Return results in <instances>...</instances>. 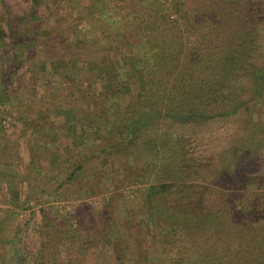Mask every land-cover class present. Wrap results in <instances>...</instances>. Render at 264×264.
<instances>
[{
	"label": "trees",
	"instance_id": "16d2710c",
	"mask_svg": "<svg viewBox=\"0 0 264 264\" xmlns=\"http://www.w3.org/2000/svg\"><path fill=\"white\" fill-rule=\"evenodd\" d=\"M25 1L29 14L20 17L0 0V23L10 32L0 25V77L8 64L7 85L24 67L30 88L43 81V110L69 139H45L43 150L47 142L56 147L45 170L59 174L55 189L83 183L77 199L91 195L88 181L96 176L89 164L104 159L110 185L137 186L142 196L130 202L127 220L134 216L139 235L119 232L132 251L128 264H264V199H254L264 193V0ZM53 82L67 88L45 87ZM4 92L7 104L20 109L31 100ZM214 106L224 110L212 114ZM236 117L245 142L235 153L225 151L214 170L195 130ZM186 130L192 131L187 141ZM1 142V159L19 161ZM17 190L9 184L14 201ZM50 228L39 253L29 255L20 226L13 233L0 228L6 249L0 264H73L47 255L63 239L58 223Z\"/></svg>",
	"mask_w": 264,
	"mask_h": 264
},
{
	"label": "rangeland",
	"instance_id": "374dc122",
	"mask_svg": "<svg viewBox=\"0 0 264 264\" xmlns=\"http://www.w3.org/2000/svg\"><path fill=\"white\" fill-rule=\"evenodd\" d=\"M4 1L7 6V12L11 15L21 17L29 14V3L25 0ZM44 16L45 13L43 14ZM0 25L6 36H9L10 32L7 30L6 25L3 22ZM15 38L21 39L20 36ZM4 39L8 44L11 42L7 37ZM35 52L38 53V49ZM46 52L49 54L50 49H47ZM6 70L12 71L13 68L8 64L2 65L0 117L4 121L1 125L0 139L7 143L10 150H14L11 151L13 156L18 152L21 161L20 159L19 161L14 159L11 164L4 158L1 159L3 150L1 149L2 145H0V228L3 231L5 230V232L13 233L20 226L24 231L21 245L22 252L29 255L39 253L43 242L52 236L50 227L58 223L62 227L63 232L60 236L63 239H60L61 241L57 244L53 243L50 248L46 249L47 255L48 253L59 254L68 262L72 259L73 264H128L126 258L132 255V251L125 249L127 246L119 232L124 230L128 237L134 238L139 235L138 227H133L134 225L132 224V222L136 224L134 216L131 220L133 226L127 220V214L132 211L129 209L134 205H130V202L139 201V197L142 196L140 192H137V186H132L128 180L125 181L126 183H121L119 180L118 184L110 185L102 172L106 171V169H111V165L107 159H104L89 164L90 171L95 173L96 176L95 180L91 179L88 181L90 184H94V186H90L93 191L91 195L88 194L85 198L77 199L76 196L78 195L75 192L79 194V190L85 185L83 183L75 186L66 185L56 190L55 188L61 179H59V174L53 175L45 171L49 166V161L53 159L52 153L56 152V147L48 142L44 150L43 147L45 139L49 141L50 138L53 143H56L52 139L57 136L58 128L54 122H51L50 118L52 117L48 116L49 113L43 110L45 109L42 106L43 81L38 80L37 87L30 88V74L25 71L24 67L17 70V76L10 77L12 82V86H10L4 83L7 78ZM16 78H20V85L16 84ZM45 87L59 88L62 92L64 88H67L65 83L62 86H57L54 82ZM4 90H16L18 94H25L31 100L22 103L20 109L16 103L12 104V102H9L7 104L8 100ZM57 94L54 91L49 96L51 102L55 101ZM211 110L212 114H216L218 111H223L224 107L214 106ZM56 116V114L53 115V119ZM240 116H244V114ZM33 123L37 124V126L34 125L32 129ZM242 125V121H239V118L236 117L225 121L215 120L203 128L195 130L197 138L201 140L200 148L203 147L205 154H208L207 156H213L212 164L214 170L222 166V154L225 151L235 153L237 148L244 144L245 141L242 140L240 134ZM43 131L44 137L42 136ZM184 134V139L187 141L192 131L186 130ZM58 135L59 138L62 137L63 142L68 144L69 139L65 140L62 134ZM260 152L261 163L264 164V149ZM65 157L67 156L65 155L64 159ZM30 163L33 164L35 169L39 168L43 172L42 174L40 173L41 176L45 173L47 177L44 175L41 178L38 175L39 169L34 170V172H27L28 169L25 167ZM126 175L128 176V173ZM9 184L15 188L17 187L20 195L18 200L14 201L8 193ZM40 189H45L46 193L41 192ZM53 189L55 191L50 193ZM85 192H87V188ZM29 193L33 195V200L26 203L25 197ZM135 193L138 199L134 198ZM254 199L257 202H261L264 199V193L257 192L254 195ZM35 200L37 203H35ZM15 204L23 206L17 207ZM143 212L144 208L141 207L138 213ZM68 213L73 214L75 218L71 219L72 216L67 215ZM43 214H45L44 216L47 219L44 218ZM24 226H26V229ZM151 240L149 239V242ZM108 249L112 251V256L107 251ZM5 250V248L0 247V259L4 258ZM54 256L57 258L56 255ZM79 257L82 258L81 261Z\"/></svg>",
	"mask_w": 264,
	"mask_h": 264
},
{
	"label": "crops",
	"instance_id": "0c3cea01",
	"mask_svg": "<svg viewBox=\"0 0 264 264\" xmlns=\"http://www.w3.org/2000/svg\"><path fill=\"white\" fill-rule=\"evenodd\" d=\"M1 141H3V140H1V139H0V142H1ZM1 144L3 145V143H2V142L0 143V145H1ZM1 149L3 150V147H2V146H1Z\"/></svg>",
	"mask_w": 264,
	"mask_h": 264
}]
</instances>
